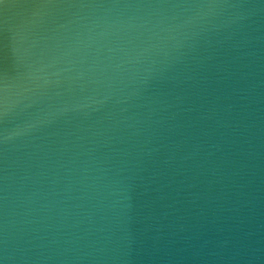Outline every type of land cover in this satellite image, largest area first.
Returning a JSON list of instances; mask_svg holds the SVG:
<instances>
[{
  "label": "water",
  "instance_id": "95a60500",
  "mask_svg": "<svg viewBox=\"0 0 264 264\" xmlns=\"http://www.w3.org/2000/svg\"><path fill=\"white\" fill-rule=\"evenodd\" d=\"M0 264H264V0H0Z\"/></svg>",
  "mask_w": 264,
  "mask_h": 264
}]
</instances>
